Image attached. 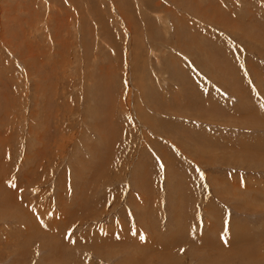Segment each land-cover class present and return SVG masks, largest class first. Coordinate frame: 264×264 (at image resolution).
I'll return each mask as SVG.
<instances>
[{
  "label": "rangeland",
  "instance_id": "rangeland-1",
  "mask_svg": "<svg viewBox=\"0 0 264 264\" xmlns=\"http://www.w3.org/2000/svg\"><path fill=\"white\" fill-rule=\"evenodd\" d=\"M0 264H264V0H0Z\"/></svg>",
  "mask_w": 264,
  "mask_h": 264
},
{
  "label": "snow or ice",
  "instance_id": "snow-or-ice-1",
  "mask_svg": "<svg viewBox=\"0 0 264 264\" xmlns=\"http://www.w3.org/2000/svg\"><path fill=\"white\" fill-rule=\"evenodd\" d=\"M12 187H16V185L15 184H13L12 185ZM67 238V237H66ZM141 239L143 240L144 239V237L143 236H141ZM181 251H183V249H181Z\"/></svg>",
  "mask_w": 264,
  "mask_h": 264
}]
</instances>
